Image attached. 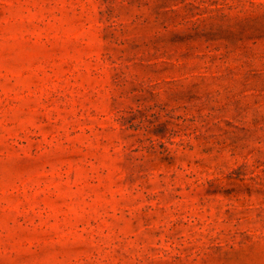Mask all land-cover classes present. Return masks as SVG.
<instances>
[{
  "label": "rangeland",
  "instance_id": "1",
  "mask_svg": "<svg viewBox=\"0 0 264 264\" xmlns=\"http://www.w3.org/2000/svg\"><path fill=\"white\" fill-rule=\"evenodd\" d=\"M0 264H264V0H0Z\"/></svg>",
  "mask_w": 264,
  "mask_h": 264
}]
</instances>
